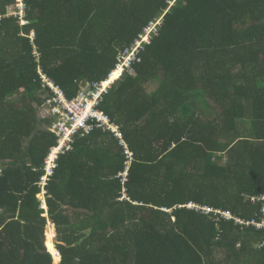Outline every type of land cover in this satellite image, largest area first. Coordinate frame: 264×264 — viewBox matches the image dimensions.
Masks as SVG:
<instances>
[{"label": "trees", "instance_id": "obj_1", "mask_svg": "<svg viewBox=\"0 0 264 264\" xmlns=\"http://www.w3.org/2000/svg\"><path fill=\"white\" fill-rule=\"evenodd\" d=\"M17 3L0 0V264H54L49 221L60 264H264V0ZM153 25L99 107L134 154L127 181L113 134H79L46 217L57 138L39 72L73 99Z\"/></svg>", "mask_w": 264, "mask_h": 264}, {"label": "built area", "instance_id": "obj_2", "mask_svg": "<svg viewBox=\"0 0 264 264\" xmlns=\"http://www.w3.org/2000/svg\"><path fill=\"white\" fill-rule=\"evenodd\" d=\"M20 8V12L23 14L25 6L20 4ZM154 27L155 25L147 28L140 40L136 41L131 47L120 52L117 69L112 72L108 78L100 83L92 84V86L87 85L86 88L73 99H68L65 92L58 85L41 73V71L39 72L43 84L45 87L49 88L52 93V96L46 100L44 109L47 114L53 118L49 130L57 138L56 146L52 148L45 160V175L42 177L41 183L43 189L48 178L53 175L59 157L72 150V145L74 144L76 136L79 134H82L83 136L88 135L95 128L113 134L120 141L127 158L126 169L120 174V177L123 182L127 181L128 170L134 159V154L124 142L119 126L113 123L110 117L101 111L99 107L103 100V96L109 92L110 88L115 84V81H117L126 71L133 73V64L141 61L139 57L140 47L143 43L150 41L149 35L154 31ZM31 39H35L34 34L31 35ZM117 71L120 72V75L117 79H113V75ZM125 197L126 195L124 198ZM257 200L263 202L264 205V196H261ZM188 207L191 209L201 208L193 204H190ZM203 210L206 212L210 211L209 208H203ZM262 210L264 215V206ZM225 216H227V219L229 220L234 219L236 222L243 224V221L236 217H232L230 214H226ZM254 224L259 229L264 228V221Z\"/></svg>", "mask_w": 264, "mask_h": 264}, {"label": "rangeland", "instance_id": "obj_3", "mask_svg": "<svg viewBox=\"0 0 264 264\" xmlns=\"http://www.w3.org/2000/svg\"><path fill=\"white\" fill-rule=\"evenodd\" d=\"M22 95L21 94H18V95H15V96H12L10 97V100H14V99H19ZM43 114V113H42ZM245 126H248V124H246ZM226 160V159H225ZM38 198L41 200L42 202V208L45 210V216L48 217V206H47V203H46V196H45V190L42 189L41 193L38 195ZM53 230H54V233H53ZM47 235H49V239H48V242H50L51 244V247H52V250H54V248L57 249V244H58V241H57V231H56V227L49 221L47 226H46V230H45V238H47ZM47 240V239H46ZM47 242V243H48ZM46 245V244H45ZM48 245V244H47ZM47 248V246H46ZM48 250V248H47ZM58 251V250H57ZM48 252L50 253V251L48 250ZM52 252V251H51ZM59 253V252H58ZM53 256V260H54V264H60L61 262V257H60V261H59V256L60 254H57L56 252V256Z\"/></svg>", "mask_w": 264, "mask_h": 264}, {"label": "clouds", "instance_id": "obj_4", "mask_svg": "<svg viewBox=\"0 0 264 264\" xmlns=\"http://www.w3.org/2000/svg\"><path fill=\"white\" fill-rule=\"evenodd\" d=\"M17 2H18V3L16 4V6H17V8H18V12H17V13H19V14L22 15V16H24V14H25V8H24V12H23V14H21V12H20V11H21L20 4H23V5L25 6L24 0H17ZM26 23H27V21H22V25H25ZM154 28H155V27H154ZM32 34H34V36H35V32L32 31V32L30 33V38H31V35H32ZM143 35H144V34H143ZM143 35H142V36H143ZM140 39H141V37H140ZM137 41H138V40H137ZM143 44H145V43H143ZM143 44H142V45H143ZM141 48H142V46L140 47V50H141ZM121 52H122V51H121ZM140 59H141V58H140ZM135 63H138V62H135ZM116 69H117V65H116L115 69H114L112 72H114ZM112 72H111V73H112ZM126 72H128V71H126ZM111 73H110V74H111ZM128 73H130V72H128ZM133 73H134V71H133ZM133 73H132V74H133ZM121 77H122V76H121ZM121 77H120V78H121ZM120 78H119V79H120ZM119 79H118V80H119ZM118 80H117V81H118ZM117 81H115V83H116ZM43 190H45V189H43ZM45 194H46V191H45Z\"/></svg>", "mask_w": 264, "mask_h": 264}, {"label": "bare ground", "instance_id": "obj_5", "mask_svg": "<svg viewBox=\"0 0 264 264\" xmlns=\"http://www.w3.org/2000/svg\"><path fill=\"white\" fill-rule=\"evenodd\" d=\"M120 75V72L117 71L114 75H113V79H117ZM47 241V240H46ZM51 254H53L54 256H56V249L54 248V250H52ZM59 254V253H58Z\"/></svg>", "mask_w": 264, "mask_h": 264}, {"label": "water", "instance_id": "obj_6", "mask_svg": "<svg viewBox=\"0 0 264 264\" xmlns=\"http://www.w3.org/2000/svg\"><path fill=\"white\" fill-rule=\"evenodd\" d=\"M42 242H43L44 244H46V238H44V239L42 240Z\"/></svg>", "mask_w": 264, "mask_h": 264}, {"label": "crops", "instance_id": "obj_7", "mask_svg": "<svg viewBox=\"0 0 264 264\" xmlns=\"http://www.w3.org/2000/svg\"><path fill=\"white\" fill-rule=\"evenodd\" d=\"M54 225V224H53ZM55 226V225H54Z\"/></svg>", "mask_w": 264, "mask_h": 264}]
</instances>
